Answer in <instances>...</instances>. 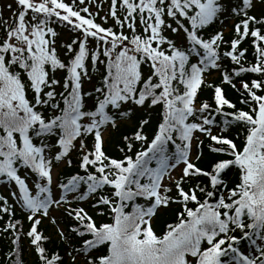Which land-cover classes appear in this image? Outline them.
Here are the masks:
<instances>
[{
	"label": "snow or ice",
	"instance_id": "snow-or-ice-1",
	"mask_svg": "<svg viewBox=\"0 0 264 264\" xmlns=\"http://www.w3.org/2000/svg\"><path fill=\"white\" fill-rule=\"evenodd\" d=\"M14 3L5 6L11 22L0 9V183L13 185L12 204L0 195V220L9 217L0 234L12 246L2 264H24L22 237L38 264H264V0H110L101 19L118 30L96 22L84 6L93 0ZM228 23L234 38L225 41ZM53 25L77 34L60 45L64 59ZM248 38L251 64L240 47ZM94 72L99 83L85 91ZM213 72L219 85L207 82ZM205 86L213 103L199 99ZM137 113L147 116L121 136V155L108 154L106 138ZM205 146L216 156L207 169ZM73 156L79 171L59 178ZM173 205L176 222L157 235L154 218ZM17 207L27 231L13 219ZM44 220L63 255L48 247Z\"/></svg>",
	"mask_w": 264,
	"mask_h": 264
},
{
	"label": "trees",
	"instance_id": "trees-1",
	"mask_svg": "<svg viewBox=\"0 0 264 264\" xmlns=\"http://www.w3.org/2000/svg\"><path fill=\"white\" fill-rule=\"evenodd\" d=\"M66 3H72V1L69 0H65ZM78 2V1H77ZM97 5H99L100 7L98 8ZM13 9H15L17 6L16 4L13 2L12 3ZM84 6H88L90 8V11L95 14V13H99V15H97L95 17V20L97 23L101 24L104 27H113L114 30H118L116 28V26L114 25L113 20L111 19V17L109 16L108 18V22L107 24L104 23V20L101 19L102 17H104L106 14H108L109 12V8H110V0H93L92 4H85ZM83 7V6H82ZM119 7V5H118ZM3 9V16L5 19H9V22H11L10 20V16L11 13L7 10V8H4L2 6ZM260 9H257V14H259ZM83 14V13H82ZM119 14V13H118ZM86 15V14H84ZM56 30L59 33V36L57 37V51L59 53V55L61 56L62 59L65 58L64 56V49L61 48V44L62 43H70L71 40L73 38H75V36L77 35L76 33H73L72 31H70L68 28H64L62 26L59 25H53ZM221 26L217 25L216 26V30H220ZM127 31V29L125 30ZM224 31V39L225 41H230L231 39L234 38V31H233V24L232 23H228L227 27L223 28ZM166 35H170V33H165ZM180 41L178 40V43ZM93 45H90V47ZM241 49L243 48H247L248 52L246 53L247 56V61L249 64H251L252 62H254V49L251 45V38L246 39L241 45H240ZM225 50H229V45L226 43L222 46L221 51H225ZM224 66L231 71L233 65L231 64L230 60L225 59L223 61ZM101 68H103V66H101ZM145 72L147 73L148 69H147V65L143 66ZM93 75V79L91 81H84V90L85 91H90L92 90L95 86L98 85L99 83V73H91ZM64 75V73H57V77L60 78ZM251 74H245L244 78L248 79L250 77ZM207 82L208 83H213V84H217L219 85L221 82V75L219 72H213L212 75L207 77ZM225 91L226 97L232 101L233 103L237 104V107H243L242 105L239 104V93L237 91H235L233 88H231L229 85H221ZM237 87L239 88L240 85L239 83H237ZM59 90V89H58ZM212 96H213V90L211 88L208 87H203L202 90L199 93V99L200 100H207L209 103H213L212 100ZM214 106V104H213ZM140 116H147L146 113H137V116L135 118H133L130 122L122 124L119 131L116 132H112L110 139L107 138L106 139V144H105V148L106 151L108 152V154L113 155V156H118L121 155L120 153H118L117 151V145L120 143V138L122 135L125 134H132L133 131L136 129L137 126V119ZM151 125L150 126H146L145 128V132L146 134L151 137L154 130L156 129L158 122L160 120V115H159V110L153 111L151 113ZM221 123V118L217 117V125H219ZM213 132L214 134H218L219 133V127H214L213 128ZM226 135H230L233 138L235 137V130L233 129L231 132L227 133ZM208 140L205 139V145L208 144ZM238 144L240 143V140L236 141ZM216 159L215 154H210L208 152L207 147L205 146L204 148V156L202 158V160L199 162V166L202 168L207 169L210 164L213 162V160ZM73 161H74V166L72 168H68V167H58L56 170H59V175L58 177L61 179H66L67 177H70L71 175L75 174L77 171H79V169L75 166V162H76V157L73 156ZM229 180V187L232 186V184H234L235 182H237V177L235 174H230L228 177ZM0 195H3L5 197H8L9 199V203L12 204V198L10 196V192L7 193H3L2 191H0ZM75 206V205H74ZM85 207V209L87 211H89L90 215H93L95 217V212L90 208L89 204L87 202H84L82 205ZM179 207L176 205H173L171 208L168 209H162L158 215L154 218L153 220V227L155 232L157 233V235H162L163 232L166 230V225L168 223H175L176 222V215L179 211ZM9 219V217L7 215L4 216L3 220H0V228H2L4 226V224L6 223V221ZM13 219L16 220H20L22 222L23 225V229L24 231H27L28 228L30 227L28 221L25 218L24 213L19 209V207L16 208V213L15 216L13 217ZM70 222V221H69ZM97 223H100V218H97ZM40 230L42 232H44L45 235L51 236L52 237V241L51 243L48 245V247L50 249H59L61 254L63 255L64 253V246L62 244H60L57 235L54 233L53 231V225L51 226L47 220H44L41 224ZM65 227H67V225H65ZM56 232V231H55ZM11 236L7 233L4 234H0V264H2L3 258L5 256V254H7L11 248ZM21 258L24 262V264H38V259L32 249V246L30 245L28 239L26 237H22V242H21ZM241 249L242 250H248V254H251V249L248 248V246L244 243L241 244Z\"/></svg>",
	"mask_w": 264,
	"mask_h": 264
},
{
	"label": "rangeland",
	"instance_id": "rangeland-1",
	"mask_svg": "<svg viewBox=\"0 0 264 264\" xmlns=\"http://www.w3.org/2000/svg\"><path fill=\"white\" fill-rule=\"evenodd\" d=\"M69 1H72V0H69ZM78 1V0H77ZM14 2V0H0V8H2V6L4 7V8H6L5 6L6 5H8V4H12ZM107 139V138H106ZM56 175H58V170H56ZM176 175H179V172H177L176 173ZM6 185L5 184H1L0 185V187H1V189H3L4 187H5ZM47 222L49 223V221L47 220ZM51 226H52V224L51 223H49ZM53 231H54V233L56 234V228H55V226L53 225Z\"/></svg>",
	"mask_w": 264,
	"mask_h": 264
}]
</instances>
